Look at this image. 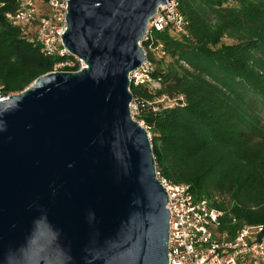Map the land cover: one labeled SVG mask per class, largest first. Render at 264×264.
Returning <instances> with one entry per match:
<instances>
[{
    "label": "water",
    "instance_id": "95a60500",
    "mask_svg": "<svg viewBox=\"0 0 264 264\" xmlns=\"http://www.w3.org/2000/svg\"><path fill=\"white\" fill-rule=\"evenodd\" d=\"M170 0H67L83 60L0 101V264H168L167 195L128 75Z\"/></svg>",
    "mask_w": 264,
    "mask_h": 264
},
{
    "label": "trees",
    "instance_id": "16d2710c",
    "mask_svg": "<svg viewBox=\"0 0 264 264\" xmlns=\"http://www.w3.org/2000/svg\"><path fill=\"white\" fill-rule=\"evenodd\" d=\"M35 1L44 13L48 0ZM178 2L187 34L154 33L171 61L151 56L159 84L154 90L131 85L134 118L150 135L161 175L189 184L195 198L206 197L224 211L220 230L233 235L243 224L264 226V122L215 74L222 70L264 101V2ZM18 7V0H0V86L13 94L51 72L58 60L6 19ZM163 96L182 100L156 110L145 103Z\"/></svg>",
    "mask_w": 264,
    "mask_h": 264
},
{
    "label": "built area",
    "instance_id": "2783aa9c",
    "mask_svg": "<svg viewBox=\"0 0 264 264\" xmlns=\"http://www.w3.org/2000/svg\"><path fill=\"white\" fill-rule=\"evenodd\" d=\"M18 1V9L6 13V19L18 26L29 42L37 43L45 56L58 58L52 71L83 68V60L66 49L61 37L67 27V0H48L46 11L42 14L35 0ZM186 25L178 0H170L158 7L140 41L145 59L128 75L130 87L143 85L154 90L159 86L152 75L154 62L151 56H165L166 52L161 42H154V33L168 30L176 35H186ZM12 94L4 92L0 86V101ZM179 98L182 100L181 96ZM157 100L159 98L146 100L145 103H153V110H156ZM133 104L137 112L134 100L130 107ZM155 175L167 195L168 264H264L263 225L243 224L233 235L228 230H220L224 211L212 206L206 197L195 198L189 184L175 183L162 176L157 169Z\"/></svg>",
    "mask_w": 264,
    "mask_h": 264
},
{
    "label": "rangeland",
    "instance_id": "374dc122",
    "mask_svg": "<svg viewBox=\"0 0 264 264\" xmlns=\"http://www.w3.org/2000/svg\"><path fill=\"white\" fill-rule=\"evenodd\" d=\"M259 1L264 2V0H259ZM224 41L225 42H231L230 39H224ZM158 59H160V58H158ZM169 61H171V58L169 56H165L164 60H163V62H164L163 64H167ZM215 74L220 79V81L228 83L231 86L230 90H232V92L240 94L249 103H251V105L257 110V112L259 113V115L262 118V121L264 122V101H261V97L252 93L248 89V87H246L244 85L242 86L238 80L235 81V79H232V78L229 79L227 77V75L222 70L217 69ZM180 101H181V99L179 97L175 98V99H169L167 97H160L159 100H157L155 107L157 109L171 107L173 105H178V103ZM130 108H131L132 114H135V112H136L135 105L133 104Z\"/></svg>",
    "mask_w": 264,
    "mask_h": 264
}]
</instances>
